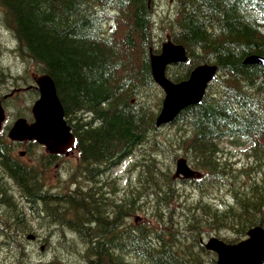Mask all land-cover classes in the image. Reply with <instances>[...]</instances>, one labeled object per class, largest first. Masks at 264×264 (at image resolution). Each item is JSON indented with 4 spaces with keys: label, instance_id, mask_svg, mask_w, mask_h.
<instances>
[{
    "label": "trees",
    "instance_id": "trees-1",
    "mask_svg": "<svg viewBox=\"0 0 264 264\" xmlns=\"http://www.w3.org/2000/svg\"><path fill=\"white\" fill-rule=\"evenodd\" d=\"M162 1L0 0L8 51L51 77L77 153L57 164V185L43 176L45 153L0 170V264H44L41 246L70 264H215L208 235L235 243L264 228V65L244 63L264 57V0ZM165 37L186 53L171 81L201 63L218 73L199 104L157 127L163 92L148 53ZM178 157L199 176L175 177Z\"/></svg>",
    "mask_w": 264,
    "mask_h": 264
},
{
    "label": "water",
    "instance_id": "water-1",
    "mask_svg": "<svg viewBox=\"0 0 264 264\" xmlns=\"http://www.w3.org/2000/svg\"><path fill=\"white\" fill-rule=\"evenodd\" d=\"M186 61L183 46L165 41L160 52L149 55V67L153 80L163 90L164 98L156 118V126L169 123L185 107L198 104L210 81L214 79L217 67L201 64L194 67L189 76L180 82H172L165 76L167 66ZM244 63L264 65V58L248 56ZM38 98L31 106L33 121L27 123L18 118L8 131L11 140H35L49 153L61 154L73 148L74 136L64 118L62 104L57 96L55 84L47 74L34 77ZM4 120L0 104V127ZM188 178L193 171L184 159L176 162L175 176ZM247 237L238 243L229 244L216 237H210L205 248L216 254V264H264V229L257 226L247 231Z\"/></svg>",
    "mask_w": 264,
    "mask_h": 264
},
{
    "label": "rangeland",
    "instance_id": "rangeland-1",
    "mask_svg": "<svg viewBox=\"0 0 264 264\" xmlns=\"http://www.w3.org/2000/svg\"><path fill=\"white\" fill-rule=\"evenodd\" d=\"M165 1L166 0L162 1V3H161L162 6H157L159 10L163 9V5L165 4ZM165 38H167V37H165ZM10 45H11L10 35L4 29L0 28V69L3 71V75L10 72L9 75L13 78H17L18 76L21 77L22 81H20V83H24L23 85L17 84V86H16V83H15L16 80H14L12 82L10 80V81H8V85H7L8 88L3 89V87L1 86L0 95L2 94V92L4 93V91L6 94L12 93L10 96L5 98V103H4V107L6 109V112H5L6 113V119H8L9 123H11L12 120H14L16 117H23L26 120H31V114H30L29 108H30L32 102L37 98L36 90L34 88L31 87L30 89H27L28 85L33 86L32 75L36 74L34 66H32V65L28 66V64L23 65L19 59L14 58L13 55L8 51ZM1 85H3V83H1ZM15 88H19V90L18 91H12ZM6 125H7V123H6ZM2 138L6 141V145L8 148L11 145L14 146V144H11L10 142H8L7 139L3 135H2ZM18 145L19 144L16 145L17 146L16 147V154H17V156H19L18 160H20V158H22V156H20L19 152L24 151L25 146L24 145L18 146ZM229 156H231V160L236 161L237 165H243V164L246 165V162H247V165L251 164V159L246 158L244 155V152H242L240 150L239 151L238 150H232ZM69 157H71L69 159H74L71 162L72 164H74L76 161L75 160V157H76L75 151L73 152V155L69 156ZM27 158L31 159V158H35V157L32 154H28L25 157V159L22 160V162L27 160ZM62 159L65 162L68 161V157H64ZM58 163H60V162H58ZM64 166H66V165L64 164ZM59 168H60L59 166H57V168H55L54 165H51V166L49 165L48 168L44 169L43 176L45 177V179H47L49 181L51 180V183L54 184L55 180H56L55 174H57L58 177H64L65 176V174H64L65 172L59 171ZM120 171H121V169L118 168V169L114 170V173H117L120 175L121 174ZM188 192L191 196L193 195L191 188H188ZM21 201L24 203V200H21ZM139 220H140V218H139ZM38 245H39L38 247H40L39 243H38ZM39 250H41V249L39 248ZM40 252L35 253V257L43 258L45 260V263L51 261L50 257L45 256L44 253H43V255H40L39 254ZM54 254H56L53 257L54 260L52 259V261L49 264H63L66 262V261H60L57 259L58 258L57 252H55ZM43 263H44V261H43Z\"/></svg>",
    "mask_w": 264,
    "mask_h": 264
},
{
    "label": "flooded vegetation",
    "instance_id": "flooded-vegetation-1",
    "mask_svg": "<svg viewBox=\"0 0 264 264\" xmlns=\"http://www.w3.org/2000/svg\"><path fill=\"white\" fill-rule=\"evenodd\" d=\"M0 73H1L0 75H3V71L1 69H0ZM4 81L5 80H3V79L0 80V89H1V86L3 87V89L8 88L7 87L8 82L7 81L4 82ZM1 83H3V85H1ZM14 90L15 91H18L19 88H15ZM10 95H11L10 93L6 94L5 91H4V93L2 92V94L0 95V102L2 104V107H3L4 112H6V109L4 107L5 98H7ZM28 121L30 122L31 120H28ZM9 125H10V123H8L6 125L5 130L8 128ZM5 133H7V132H5ZM15 144L16 145L19 144V145H24L25 146V150L19 152L20 156H22V158H20L21 160H24L25 157L28 154L36 153V151L33 148H30L29 147V143L27 141H16ZM0 145H2V148L0 149V161H1V157L4 156V159H6V160L8 159V161H10V163H12V164H13V162H16V163L22 165L23 167H28L29 166L28 165V162H30V159L29 158H27V160H25L27 162V164L24 163V162H20V160H18L19 159V156H17V154H16V148H14V147H16V145L13 147L14 149H10L8 147H3L4 146V143L2 141H0ZM52 160H54V158H52ZM10 163L9 164H2L0 162V170L4 169L6 166H9ZM52 189H56V188L53 187ZM52 193H55V192H52ZM23 200L26 201L24 198H23ZM66 262L70 264V261L69 260H66Z\"/></svg>",
    "mask_w": 264,
    "mask_h": 264
},
{
    "label": "bare ground",
    "instance_id": "bare-ground-1",
    "mask_svg": "<svg viewBox=\"0 0 264 264\" xmlns=\"http://www.w3.org/2000/svg\"><path fill=\"white\" fill-rule=\"evenodd\" d=\"M155 1H156V0H155ZM149 2H150V1H149ZM153 5H155V4H153ZM154 8H155V7H154ZM152 10H153V9H152ZM153 11H154V10H153ZM154 12H155V11H154ZM158 14H159V13H158ZM0 21H1V18H0ZM179 45H180V44H179ZM13 47H14V46H13ZM11 48H12V47H11ZM148 52H149V51H148ZM148 54H149V53H148ZM244 59H245V58H244ZM242 61H243V60H242ZM201 64H202V63H201ZM209 64H210V63H209ZM248 64H249V63H248ZM170 67H171V66H170ZM217 73H218V71H217ZM151 92H152V91H151ZM154 92H155V90H154ZM150 95H151V94H150ZM154 95H155V94H154ZM153 97H154V96H153ZM186 129H187V128H186ZM155 132H156V131H155ZM226 132H227V131H226ZM254 133H255V132H254ZM173 134H174V133H173ZM168 139H169V138H168ZM145 141H146V140H145ZM145 141H144V142H145ZM145 145H146V144H145ZM144 148H145V147H144ZM146 148H147V147H146ZM142 149H143V148H142ZM147 149H148V148H147ZM137 156H138V155H137ZM2 159H3V158H2ZM126 159H127V158H126ZM177 159H179V157H178ZM177 159H176V160H177ZM7 160H8V159H7ZM9 160H10V159H9ZM127 161H128V160H127ZM186 162H187V161H186ZM9 163H10V162H9ZM9 163H8V164H9ZM5 164H6V163H5ZM120 164H121V163H120ZM131 164H132V163H131ZM188 164H189V163H188ZM16 166H17V165H16ZM188 166H189V165H188ZM189 167H190V166H189ZM8 168H9V167H8ZM11 168H13V167H11ZM11 168H9V169H11ZM114 169H115V168H114ZM192 169H193V168H192ZM48 171H49V170H48ZM197 173H198V172H197ZM108 174H109V173H108ZM108 174H107V175H108ZM4 175H5V174H4ZM107 175H106V176H107ZM101 176H102V175H101ZM97 177H98V176H97ZM104 177H105V176H104ZM196 177H197V176H196ZM100 178H101V177H100ZM105 178H106V177H105ZM2 179H3V178H2ZM46 180H47V179H46ZM96 180H97V179H96ZM106 180H107V179H106ZM1 181H2V180H1ZM3 181H4V180H3ZM3 181H2V182H3ZM7 181H8V180H7ZM108 181H109V179H108ZM108 181H107V182H108ZM14 182H15V181H14ZM20 182H21V181H20ZM100 182H101V181H100ZM103 182H104V181H103ZM177 182H178V181H177ZM4 183H6V182H4ZM0 185L4 186L3 183L0 184ZM14 186H15V185H14ZM16 186H17V185H16ZM115 186H117V185H115ZM171 186H172V184H171ZM6 187H7V186H6ZM6 187H5V189H7ZM8 187H9V186H8ZM5 189H4V190H5ZM9 189H10V188H9ZM11 189H12V188H11ZM4 190H3V191H4ZM7 191H8V190H7ZM4 192H5V191H4ZM9 192H10V191H9ZM41 192H42V191H41ZM12 193L14 194L13 191H12ZM186 193H187V192H186ZM19 194H20V193H19ZM40 194H41V193H40ZM8 195H9V194H8ZM41 195H42V194H41ZM10 196H11V195H10ZM12 198H13V197H12ZM186 198H187V197H186ZM68 201H69V200H68ZM12 202H13V201H12ZM11 204H12V203H11ZM146 208H147V207H146ZM146 208H145V209H146ZM54 212H55V211H54ZM32 213H33V212H32ZM151 213H152V212H151ZM61 215H62V214H61ZM49 217H50V216H49ZM120 217H121V216H120ZM25 219H26V218H25ZM28 219H29V217H28ZM30 219H31V218H30ZM36 219H37V218H36ZM61 219H62V218H61ZM124 219H126V218L124 217ZM22 220H23V219H22ZM50 220H51V218H50ZM65 220H66V219H65ZM69 220H70V219H69ZM57 221H58V220H57ZM37 222H38V220H37ZM120 222H121V221H120ZM27 223L30 224L29 222H27ZM38 223H39V222H38ZM52 223H53V222H52ZM58 223H59V222H58ZM60 223H61V222H60ZM65 223H66V222H65ZM24 224H25V221H24ZM62 224H63V223H62ZM67 224H68V223H67ZM70 224H71V223H70ZM34 225H35V224H34ZM58 225H59V224H58ZM113 225H114V224H113ZM122 225H123V224H122ZM26 226H28V225L26 224L25 227H26ZM35 226H36V225H35ZM44 226H45V225H44ZM63 226H64V225H63ZM106 226H107V225H106ZM40 227H41V226H40ZM64 227H65V226H64ZM16 228H17V227H16ZM124 228H125V227H124ZM124 228H123V229H124ZM133 228H134V227H133ZM23 229H25V228L23 227ZM32 229H33V228H32ZM55 229H56V228H55ZM63 229H64V228H63ZM92 229H93V228H92ZM116 229H117V228H116ZM118 229H119V228H118ZM128 229H129V228H128ZM12 230H13V229H12ZM17 230H18V229H17ZM61 230H62V229H61ZM66 230H67V229H66ZM96 230H97V229H96ZM27 231H28V229H27ZM34 231H35V230H34ZM34 231H33V232H34ZM53 231H54V230H53ZM64 231H65V229H64ZM88 231H89V230H88ZM90 231H91V230H90ZM101 231H102V230H101ZM49 232H50V231H49ZM102 232H103V231H102ZM148 232H149V231H148ZM155 232H156V231H155ZM35 233H36V231H35ZM188 233H189V232H188ZM190 233H191V232H190ZM10 234H11V233H10ZM18 234H19V233H18ZM31 235H32V233H31ZM38 235H39V234H38ZM49 235H50V234H49ZM132 235H133V234H132ZM137 235H138V234H137ZM152 235H153V234H152ZM101 236H102V234H101ZM120 236H121V235H120ZM9 237H10V236H9ZM155 237H156V236H155ZM155 237H154V238H155ZM33 238H34V237H33ZM40 238H41V237H40ZM93 238H94V237H93ZM108 238H110V237H108ZM111 238H112V237H111ZM117 238H118V237H117ZM35 239H36V238H35ZM37 239H38V238H37ZM41 239H42V238H41ZM41 239H39V240H41ZM43 239H44V238H43ZM88 239H89V238H88ZM31 240H32V239H31ZM93 240H94V239H93ZM120 240H121V239H120ZM147 240H148V239H147ZM149 240H151V239H149ZM159 240H160V239H159ZM37 241H38V240H37ZM122 241H123V240H122ZM38 242H39V241H38ZM5 243H6V242H5ZM17 243H18V241H17ZM44 243H45V242H44ZM44 243H43V244H44ZM96 243H97V242H96ZM111 243H112V242H111ZM120 243H121V242H120ZM36 244H37V243H36ZM41 244H42V243H41ZM45 244H46V243H45ZM94 244H95V243H94ZM19 245H20V243H19ZM35 246H37V245H35ZM38 246H39V245H38ZM121 246H122V245H121ZM13 247H14V245H13ZM20 247H21V246H20ZM23 247H24V246H23ZM23 247H22V248H23ZM13 249H14V248H13ZM22 250H23V249H22ZM26 252H27V251H26ZM116 252H117V251H116ZM7 254H8V253H7ZM12 254H13V253H12ZM131 254H132V253H131ZM131 254H129V255L131 256ZM118 255H119V254H118ZM9 256H10V255H9ZM29 256H30V255H29ZM120 256H121V255H120ZM25 257H26V256H25ZM30 257H31V256H30ZM9 258H10V257H9ZM9 258H8V259H9ZM11 258H13V257H11ZM124 259H125V258H124ZM14 260H15V259H14ZM21 260H22V258H21ZM53 260H54V259H53ZM24 261H25V260H24ZM119 261H120V260H119ZM125 261H127V260H125ZM10 262H11V261H10ZM13 262H14V261H13ZM15 263H16V262H15ZM27 263H28V262H27ZM24 264H25V263H24Z\"/></svg>",
    "mask_w": 264,
    "mask_h": 264
}]
</instances>
